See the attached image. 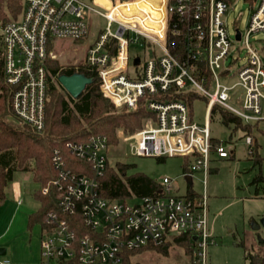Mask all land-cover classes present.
I'll use <instances>...</instances> for the list:
<instances>
[{"label": "built area", "instance_id": "2783aa9c", "mask_svg": "<svg viewBox=\"0 0 264 264\" xmlns=\"http://www.w3.org/2000/svg\"><path fill=\"white\" fill-rule=\"evenodd\" d=\"M232 1L112 0L102 12L80 0H24L18 18L0 23V59L4 82L13 88L14 116L37 131L45 129L48 60L57 59L63 41L86 39L91 17L99 16L106 27L88 47L84 63L97 69L101 92L117 107L135 112L144 106L155 115L125 142L135 141V156L183 157L190 160L186 174L207 176L214 155L229 157L222 145L214 150L213 108L223 106L247 123L263 113L264 59L249 38L264 32V0H250L259 4L258 9L246 35L237 30L235 40L227 24ZM170 29L175 39H170ZM243 40L249 56L232 72L239 60L229 62L234 44ZM133 47L145 51L144 60L131 56ZM234 79L236 83L229 84ZM192 94L207 101L203 126L190 110ZM246 143L253 153L252 137L247 136ZM66 148L87 168L73 172L68 157L54 151L51 160L57 177L41 193L49 195L53 188L57 207L46 213L37 264H124L126 252L165 246L184 235L196 237L198 263L208 264V247L214 241L204 196L173 195L171 180L164 178V188L156 195L108 200L100 190L110 162L108 137L91 134Z\"/></svg>", "mask_w": 264, "mask_h": 264}, {"label": "rangeland", "instance_id": "374dc122", "mask_svg": "<svg viewBox=\"0 0 264 264\" xmlns=\"http://www.w3.org/2000/svg\"><path fill=\"white\" fill-rule=\"evenodd\" d=\"M102 12L109 7L112 0H80ZM100 6V7H97ZM259 4L250 0H233L227 14V24L232 39L236 31L244 36L250 28L253 14ZM91 31L82 42L63 41V47L56 51L60 66L69 69L85 60L86 51L95 40L98 31L106 27V21L99 16L91 17ZM250 43L264 59V32L250 36ZM236 51L229 59L235 57L238 62L232 65V72L242 66L248 58L246 41L234 44ZM2 45L0 44V49ZM131 56L145 59L142 48H131ZM135 69L132 67V70ZM56 83V79L53 80ZM236 83V79L229 84ZM236 110L241 109L239 103L231 102ZM263 113L249 123L255 125L253 136L259 144V157L249 154L246 136L233 127H226L221 118L214 117L210 128L212 137L219 140L228 151V158L213 156L210 171L205 176L202 172L184 174L183 157H169L164 160L157 157L135 156L132 152L134 140L127 141L124 134L120 145L109 150L112 166L117 162L130 166L126 177L143 174L153 181L162 184L164 178L171 180V194L186 196L190 190L206 198L208 210V231L213 245L208 247V264H250L249 255L264 257V181H256L264 177V101ZM207 101L197 99L193 103V117L200 126L205 123ZM249 115V114H247ZM231 137V138H230ZM261 159L260 162L257 160ZM42 186L33 180L30 173H18L6 190V200L0 206V260H8L12 264H37L41 260L43 230L40 224L30 226L29 217L40 207L35 194L41 192ZM1 250L6 254L1 255ZM195 254L171 242L168 253L145 250L132 257L136 264H193Z\"/></svg>", "mask_w": 264, "mask_h": 264}, {"label": "trees", "instance_id": "16d2710c", "mask_svg": "<svg viewBox=\"0 0 264 264\" xmlns=\"http://www.w3.org/2000/svg\"><path fill=\"white\" fill-rule=\"evenodd\" d=\"M23 2L24 0H0V23L5 24L11 19L18 18L23 11ZM169 36L170 39H175L171 29ZM53 51V48L49 49V52ZM2 54L0 51V57ZM48 68L46 126L43 131H37L14 116L12 111L13 88L4 82L3 60L0 59V206L6 200L8 185L14 181L18 173H30L33 180L42 187L52 184L57 177L51 160L55 150H61L68 157L70 169L80 173L83 166L86 165L87 168V164L69 153L66 148L68 143L84 142L91 134H100L107 136L111 147L116 148L125 136L142 130L149 118H155V115L144 106L135 112L117 107L101 92V79L97 69L84 63V60L75 67L65 69L60 66L57 59H50ZM74 74L84 75L91 80L77 98L72 97L59 81L63 75L72 76ZM55 79L56 83L53 82ZM179 98L181 97L178 96L177 99ZM197 98V95H189L190 110L193 109V103ZM212 114L213 118L219 116L226 127L232 126L235 132L241 131L246 137H252L254 150L250 155L259 157L260 146L253 136L255 125L245 122L240 116L220 105L213 108ZM121 132L124 134L123 138H121L123 134L120 136ZM212 143L214 150L221 146V142L214 137H212ZM260 160L259 158L257 161L260 162ZM189 165L190 160L185 158L184 174L189 172ZM129 168L130 166L121 162H117L115 166L108 163L100 186L104 198L127 201L133 197L156 195L163 190L162 184L143 174L123 179ZM256 181H264V177L260 176ZM57 196L53 188L49 195H43L41 192L35 194L40 207L37 212L30 215V226L35 224L46 226V213L57 207ZM187 196L199 197L200 195L190 190ZM82 235L83 233L80 234ZM175 243L185 248L187 253L195 254L196 244L193 236L184 235L175 239ZM170 244L126 252L124 264H136L132 262V257L145 250L167 254ZM246 259L250 264H264L263 256L249 255ZM193 264H199L196 254Z\"/></svg>", "mask_w": 264, "mask_h": 264}, {"label": "water", "instance_id": "95a60500", "mask_svg": "<svg viewBox=\"0 0 264 264\" xmlns=\"http://www.w3.org/2000/svg\"><path fill=\"white\" fill-rule=\"evenodd\" d=\"M240 38V33H238L237 39L240 40ZM134 64L138 65L139 60L136 59ZM59 81L63 88L74 98H77L84 91L86 85L91 82L90 79L81 74H74L72 76L63 75L59 78ZM193 239L195 241L196 237Z\"/></svg>", "mask_w": 264, "mask_h": 264}, {"label": "crops", "instance_id": "0c3cea01", "mask_svg": "<svg viewBox=\"0 0 264 264\" xmlns=\"http://www.w3.org/2000/svg\"><path fill=\"white\" fill-rule=\"evenodd\" d=\"M247 144V143H246ZM248 146V145H247ZM42 228V227H41ZM6 251L5 250H1V255H5Z\"/></svg>", "mask_w": 264, "mask_h": 264}]
</instances>
